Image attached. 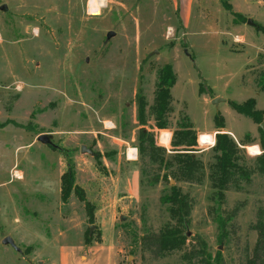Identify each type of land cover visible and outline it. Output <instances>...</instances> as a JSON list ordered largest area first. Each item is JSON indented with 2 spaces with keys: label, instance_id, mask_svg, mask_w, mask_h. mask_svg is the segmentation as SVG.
Instances as JSON below:
<instances>
[{
  "label": "rangeland",
  "instance_id": "rangeland-1",
  "mask_svg": "<svg viewBox=\"0 0 264 264\" xmlns=\"http://www.w3.org/2000/svg\"><path fill=\"white\" fill-rule=\"evenodd\" d=\"M90 1L0 0L7 7L0 11V264H199L181 255L201 242L220 264H247L254 254L264 264L255 230L259 217L264 225V177L257 174L225 194L218 213L231 221L223 242L208 181H173L192 201L190 236L182 252L150 253L146 237L169 221L160 203L168 186H150L153 174L141 175L135 100L141 92L151 105L155 70L171 65L168 128L153 129L150 117L145 126L155 143L170 150L184 115L199 133L221 115L237 142L249 138L244 163L254 167L248 149L258 146L264 116L255 124L230 103L253 99L264 111V0H194L190 11L185 0H105L97 14L88 12ZM214 97L226 103L213 106ZM43 134L59 149L39 144ZM82 146L94 156L81 154ZM203 149L197 144L194 155L207 164L212 153ZM67 174L74 186L63 201ZM6 237L20 254L2 245Z\"/></svg>",
  "mask_w": 264,
  "mask_h": 264
},
{
  "label": "trees",
  "instance_id": "trees-1",
  "mask_svg": "<svg viewBox=\"0 0 264 264\" xmlns=\"http://www.w3.org/2000/svg\"><path fill=\"white\" fill-rule=\"evenodd\" d=\"M232 17H238L226 7ZM262 31L261 28L258 29ZM156 80L152 104L147 105L146 99L141 92L136 94V121L140 127L137 136V150L143 163L141 175H152L149 180L150 186H154L160 180L168 186L166 193L160 197V203L165 206L168 215V223L164 224L156 235L146 237L150 240V253L158 258L182 252L186 243L184 229L189 223L192 209V201L187 194L182 193L176 186H170L169 179L186 184L201 185L206 179L211 190L210 201L216 209H212L219 229V242L227 239L226 226L231 217L222 219L218 210L225 200V194L230 190L241 189L242 185H249L254 174L264 177V134L261 131L258 146L261 154L254 158V167L248 168L244 163V146H247L249 138L245 136L240 143H236L224 131V121L216 115L213 119L214 145L211 148L212 159L207 164L199 160L194 153L197 151V133L193 130L189 119L184 115L176 123V128L170 140V150L159 147L155 143L153 132L145 130L147 117H150L152 128L157 131L168 128L169 116L172 113L171 88L176 78L169 64L162 65L155 70ZM231 109L238 115L249 118L253 123L259 124L263 120L264 111L255 109V100L249 99L241 104L230 103ZM52 149V148H51ZM158 174H154L155 172ZM161 172V177L159 176ZM74 181L70 174L62 177L61 198L66 201ZM255 230H258V241L264 244V225L261 218L257 222ZM145 238V239H146ZM144 239V240H145ZM183 261L190 263L196 261L199 264H220L219 253L214 258L206 252L204 243L199 244V249L183 252ZM247 264H257L256 255Z\"/></svg>",
  "mask_w": 264,
  "mask_h": 264
},
{
  "label": "water",
  "instance_id": "water-1",
  "mask_svg": "<svg viewBox=\"0 0 264 264\" xmlns=\"http://www.w3.org/2000/svg\"><path fill=\"white\" fill-rule=\"evenodd\" d=\"M0 11H2V12H6V11H7V7H6L5 5H2V6L0 7ZM247 25H249V26H251V27H255V25L253 24V22H252L251 20H247ZM113 36H114V33H112V32H108V33L106 34V36H105V41L107 42V41H108L111 37H113ZM184 53H185V55H187V54H186V51H184ZM224 102H225L224 100L214 99V100L211 101V105L216 106L217 104H219V103H224ZM259 128H260V130H261V131L263 132V134H264V123H261V124L259 125ZM36 141H37L39 144L44 145V146H48V147H50V148H52V149H54V150H58V149H59L56 145H54V144L52 143V137H51L50 135H47V134L40 135V136L37 137ZM80 152H81V154H85V153H86V154H88V155L94 156L93 153H92L90 150L86 149L84 146L81 147ZM169 183H170L171 186L173 185V181H172L171 179H169ZM124 220H125L124 217H120V221H124ZM92 228H93V227H90V229H89V234H91ZM185 236H186V237H189V236H190V233L187 231V233H186ZM2 245H3V246H10V247L13 248L17 253L20 254V250H19L18 248H16V246L14 245V243H13V241H12V239H11L10 237H6V238H4L3 241H2Z\"/></svg>",
  "mask_w": 264,
  "mask_h": 264
},
{
  "label": "crops",
  "instance_id": "crops-1",
  "mask_svg": "<svg viewBox=\"0 0 264 264\" xmlns=\"http://www.w3.org/2000/svg\"><path fill=\"white\" fill-rule=\"evenodd\" d=\"M173 1H175V0H173ZM193 1L194 0H185V4H184V9L186 10V11H190V7H191V5L193 4ZM183 22V21H182ZM184 23V22H183ZM214 99H215V97H214ZM213 99V100H214ZM210 101H212V100H210ZM225 101V100H224ZM224 103H226V101L224 102ZM221 104V103H220ZM255 105H256V103H255ZM258 111H262V110H258ZM221 116V115H220ZM222 117V116H221ZM222 119H223V117H222ZM223 121H224V119H223ZM193 127V126H192ZM194 130V129H193ZM163 131V130H162ZM162 131H160V132H162ZM196 133H197V138L201 135V134H204V135H208L209 137H210V141L208 142V143H210L209 144V146H207V147H205V146H203L200 142H199V140L197 139V144H199V148H202V147H205V149H203L204 151L202 152V153H204V152H208V151H210L211 150V148L213 147V145H214V136H215V134H216V131H215V129H214V126H213V129L210 131V132H207V133H199L198 131H196V130H194ZM224 131H225V133H227L228 135H230V136H232V138L234 139V141L236 142V143H239V142H237L236 141V137L238 138V136L236 135V134H234V133H232L230 130H227L225 127H224ZM199 135V136H198ZM168 143V142H167ZM247 146H244L243 148L244 149H247L246 148ZM254 149H256V150H258V154L257 155H255L254 157H256V156H259L260 154H261V152H260V149H259V147L258 146H255V147H253L252 149H250L249 148V151L250 150H254ZM255 150V151H256Z\"/></svg>",
  "mask_w": 264,
  "mask_h": 264
},
{
  "label": "built area",
  "instance_id": "built-area-1",
  "mask_svg": "<svg viewBox=\"0 0 264 264\" xmlns=\"http://www.w3.org/2000/svg\"><path fill=\"white\" fill-rule=\"evenodd\" d=\"M91 2V1H90ZM90 2L89 4L87 5L88 6V12L90 14L92 13H95V12H99L100 10H102L103 8L106 7V1H101V0H98L96 3H93V5H90ZM102 2V3H101ZM210 143H204L202 144L203 146L207 147L209 146ZM135 150V149H134ZM136 155V150H135V153H134V156Z\"/></svg>",
  "mask_w": 264,
  "mask_h": 264
},
{
  "label": "bare ground",
  "instance_id": "bare-ground-1",
  "mask_svg": "<svg viewBox=\"0 0 264 264\" xmlns=\"http://www.w3.org/2000/svg\"><path fill=\"white\" fill-rule=\"evenodd\" d=\"M98 0H93V1H91L90 2V5H93V3H96ZM101 1H104V0H101ZM102 3V2H101ZM98 12H95V13H93V14H97ZM161 136H168L167 134H161ZM168 138L169 137H166V139L165 140H167V142H168ZM161 139V138H160ZM250 149H252V148H250ZM256 149H254L253 151L252 150H250L249 151V149H248V153L250 154V155H252V156H255V155H257L259 152H258V150H256ZM134 152H135V150H134ZM133 155H134V153H133ZM135 157V156H134Z\"/></svg>",
  "mask_w": 264,
  "mask_h": 264
}]
</instances>
